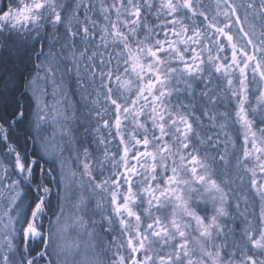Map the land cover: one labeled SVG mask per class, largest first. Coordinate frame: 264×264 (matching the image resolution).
Listing matches in <instances>:
<instances>
[{
	"label": "snow or ice",
	"instance_id": "snow-or-ice-1",
	"mask_svg": "<svg viewBox=\"0 0 264 264\" xmlns=\"http://www.w3.org/2000/svg\"><path fill=\"white\" fill-rule=\"evenodd\" d=\"M0 47V264H264V0H0Z\"/></svg>",
	"mask_w": 264,
	"mask_h": 264
},
{
	"label": "trees",
	"instance_id": "trees-1",
	"mask_svg": "<svg viewBox=\"0 0 264 264\" xmlns=\"http://www.w3.org/2000/svg\"><path fill=\"white\" fill-rule=\"evenodd\" d=\"M35 71L34 60L30 59L23 50L17 52L14 48L5 50L0 47V113H11L17 101L25 107H29V111H31L32 98L25 91L24 85ZM41 164L44 168L48 165L42 161ZM39 179V174H37V182H40ZM43 181L47 182L44 178ZM34 196L35 193L28 192L29 203ZM46 226L45 224V228H47Z\"/></svg>",
	"mask_w": 264,
	"mask_h": 264
},
{
	"label": "rangeland",
	"instance_id": "rangeland-1",
	"mask_svg": "<svg viewBox=\"0 0 264 264\" xmlns=\"http://www.w3.org/2000/svg\"><path fill=\"white\" fill-rule=\"evenodd\" d=\"M235 30V29H234ZM238 145H239V141L237 142ZM74 166V165H73ZM49 167V165L46 166V168ZM52 176H57V179H59V176H58V169L56 171H54L52 174ZM45 181H47L46 183H49V186L52 187L53 189V192H52V195L50 197V200H51V206L55 209L57 203H58V199H57V193L60 192V194L62 195V187L60 185L57 184L56 181H53L51 180V177H44ZM40 180V179H39ZM44 182V181H43ZM33 189V190H32ZM31 190L27 187H24L23 188V196L22 198L25 199L26 203H29V199H28V192H33L35 193V188L33 187ZM251 207V205H250ZM0 211H2V206H0ZM45 224L47 225V222H45ZM48 226V225H47ZM46 226V227H47ZM76 230L74 229H70L69 232H68V239L69 241H72L73 239L76 238ZM0 243H3V239H2V236H0Z\"/></svg>",
	"mask_w": 264,
	"mask_h": 264
}]
</instances>
